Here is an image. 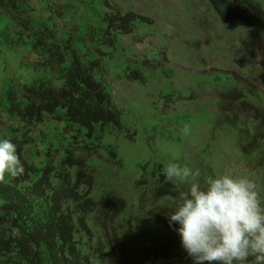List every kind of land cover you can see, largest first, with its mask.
Returning <instances> with one entry per match:
<instances>
[{
    "label": "rangeland",
    "instance_id": "rangeland-1",
    "mask_svg": "<svg viewBox=\"0 0 264 264\" xmlns=\"http://www.w3.org/2000/svg\"><path fill=\"white\" fill-rule=\"evenodd\" d=\"M83 1L75 11H80L78 20L76 15L65 17L62 39L86 61L100 62L97 77L107 83L113 107L121 114V130L104 139L105 149L113 148L117 159L100 148L97 153L102 158L90 160L93 197L98 200L109 189L116 191L123 200L120 218L130 222V227L151 221L150 212H160L159 218L168 223L166 213L176 203L178 188L165 179L163 169L172 162L200 169L201 181L206 175H221L226 170L249 176L264 196V170L257 166L259 159L247 157L241 149L242 142L252 141L258 126L251 116L258 110L264 112V29L224 24L207 0ZM256 1L264 9V0ZM0 8L3 116L9 85L38 80L57 85V81L53 83L51 58L38 42L46 20L45 24L33 20L35 30L25 31L7 8ZM47 8L46 3L38 10L46 14ZM19 9L21 12L16 9L15 13L22 20L30 19L29 9ZM129 12L142 18L134 21L132 32H124L116 25V16ZM62 39L52 38L55 42ZM72 59L68 53L63 65L68 67ZM186 125L189 135L181 134ZM241 131L248 133L243 135L244 141ZM5 134L6 127L0 122V138ZM66 141L73 142L74 138L66 137ZM92 148L94 152L96 148ZM34 149H25L28 161ZM46 158L41 153L35 163L42 165ZM51 158L58 164L63 155L54 151ZM76 172L73 167V175ZM159 184L168 195L155 199ZM140 209L144 211L139 213ZM166 222H162L157 237L167 244L177 242V246L171 247L170 260L155 258L149 264H192L180 246L175 231L178 225L168 230ZM139 229L142 234L145 227Z\"/></svg>",
    "mask_w": 264,
    "mask_h": 264
},
{
    "label": "trees",
    "instance_id": "trees-1",
    "mask_svg": "<svg viewBox=\"0 0 264 264\" xmlns=\"http://www.w3.org/2000/svg\"><path fill=\"white\" fill-rule=\"evenodd\" d=\"M207 1L226 25L264 29V9L256 0ZM0 5L25 31L35 30L31 19L22 20L15 13L19 8L14 0H1ZM76 17L80 18L79 12ZM138 18L142 17L134 12L117 15L116 25L132 32ZM40 30L42 39L38 42L47 50L50 68L61 84L44 80L13 83L6 91L8 106L0 122L6 127L4 138L17 145L25 172L0 181V264H149L155 258L170 260L167 256L177 242L167 244L157 237L162 222H166L159 218L160 212H150L151 221L134 228L120 218L123 200L116 191L109 189L98 200L92 195L94 169L90 160L102 158L97 152L105 149L104 139L121 130V114L113 107L107 83L97 77L100 62H88L65 42L53 41L54 32L44 25ZM68 53L73 59L65 67ZM256 112L251 116L258 123L254 137L248 144L242 142L241 149L247 157L258 158L257 166L263 171L264 112ZM243 135L248 133L241 131V141L246 139ZM69 136L73 142L66 141ZM29 147H35L31 161L24 156ZM105 150L117 159L113 148ZM54 151L63 155L58 164L51 158ZM41 153H45L46 162L37 165L36 157ZM166 195L159 184L154 198ZM165 228L171 229L169 222Z\"/></svg>",
    "mask_w": 264,
    "mask_h": 264
},
{
    "label": "clouds",
    "instance_id": "clouds-1",
    "mask_svg": "<svg viewBox=\"0 0 264 264\" xmlns=\"http://www.w3.org/2000/svg\"><path fill=\"white\" fill-rule=\"evenodd\" d=\"M163 171L178 188L166 217L192 264H264V196L252 178L226 170L201 181L200 169L174 162ZM24 172L17 145L0 138V181Z\"/></svg>",
    "mask_w": 264,
    "mask_h": 264
},
{
    "label": "crops",
    "instance_id": "crops-1",
    "mask_svg": "<svg viewBox=\"0 0 264 264\" xmlns=\"http://www.w3.org/2000/svg\"><path fill=\"white\" fill-rule=\"evenodd\" d=\"M14 2L16 3L18 8L30 10L29 18L32 21L33 20L39 21L40 23L45 24L44 20H46L47 25H50L53 29H56V33H54V36L60 37L62 39V35L65 32L64 27L67 25V21L65 20V17L68 18V16L71 15L77 16L78 13H75V11L78 10L79 7L81 8L80 3L82 4L84 1L83 0H14ZM46 3L48 4V8L45 11L46 14H42V12L38 10V7ZM72 4H75V6H71ZM18 12H21V10L19 9ZM78 12L80 13V11ZM46 24L44 25L45 27H47ZM59 27L63 29V31L61 30L62 32L57 30V28L60 29ZM60 42L63 43L64 40L62 39V41ZM53 81H54L53 83H56L57 81V85L61 84V81L57 80L54 74H53Z\"/></svg>",
    "mask_w": 264,
    "mask_h": 264
}]
</instances>
